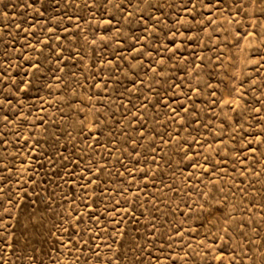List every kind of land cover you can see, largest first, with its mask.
Returning a JSON list of instances; mask_svg holds the SVG:
<instances>
[{
	"label": "rangeland",
	"instance_id": "rangeland-1",
	"mask_svg": "<svg viewBox=\"0 0 264 264\" xmlns=\"http://www.w3.org/2000/svg\"><path fill=\"white\" fill-rule=\"evenodd\" d=\"M0 264H264V0H0Z\"/></svg>",
	"mask_w": 264,
	"mask_h": 264
}]
</instances>
